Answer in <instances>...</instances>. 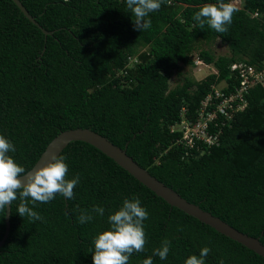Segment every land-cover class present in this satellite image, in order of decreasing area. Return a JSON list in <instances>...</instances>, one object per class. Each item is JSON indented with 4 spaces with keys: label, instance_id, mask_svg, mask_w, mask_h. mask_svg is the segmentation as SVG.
Here are the masks:
<instances>
[{
    "label": "trees",
    "instance_id": "trees-1",
    "mask_svg": "<svg viewBox=\"0 0 264 264\" xmlns=\"http://www.w3.org/2000/svg\"><path fill=\"white\" fill-rule=\"evenodd\" d=\"M33 24L12 0H0V135L11 141L14 162L29 170L48 142L72 128H89L124 148L141 167L234 228L264 244V86L244 93L245 107L226 122L219 141L190 150L170 127L189 121L212 84L239 86L233 62L264 70V0H239L225 33L193 19L206 4L230 0H165L149 14L152 26L134 30L126 0H20ZM257 12V16H252ZM220 40L229 54L201 48L197 59L214 70L200 80L189 76L170 85L193 50ZM67 179L80 177L74 198L61 194L29 206L44 219L30 221L10 204V227L0 247V264H93L94 239L111 226L108 217L125 199L139 198L149 216L143 222L145 248L128 264H185L211 249L205 264H264V258L218 232L140 183L113 159L87 142H69ZM94 206L104 215L80 224L78 216ZM0 210V239L5 230ZM171 242L167 259L154 250Z\"/></svg>",
    "mask_w": 264,
    "mask_h": 264
},
{
    "label": "clouds",
    "instance_id": "clouds-1",
    "mask_svg": "<svg viewBox=\"0 0 264 264\" xmlns=\"http://www.w3.org/2000/svg\"><path fill=\"white\" fill-rule=\"evenodd\" d=\"M165 0H126L134 23V30L146 31L151 28L152 21L149 14L158 11ZM235 0L228 3L206 4L197 11L193 19L199 23L200 28L207 24L218 33H225L233 21V14L238 12ZM11 141L0 135V210L19 199L17 211L21 217L30 221H43V217L29 206L37 202H51L56 194L67 199L74 198L73 189L80 183V177L67 179L69 168L66 157L57 156L50 163L26 173L24 167L14 162L9 152H15ZM105 209L94 206L91 212L82 211L78 216L80 224L93 219L92 213L103 216ZM149 213L141 206L139 198L125 199L122 207L114 214L109 215L110 228L96 236L94 239L93 264H128L133 252H141L145 248V230L143 222L148 219ZM171 242L162 241L161 247L154 250V254L161 260L167 259ZM209 247H203L197 255L190 256L185 264H205V258L210 254ZM142 264H153L151 257L143 260ZM220 264H224L223 260Z\"/></svg>",
    "mask_w": 264,
    "mask_h": 264
},
{
    "label": "water",
    "instance_id": "water-1",
    "mask_svg": "<svg viewBox=\"0 0 264 264\" xmlns=\"http://www.w3.org/2000/svg\"><path fill=\"white\" fill-rule=\"evenodd\" d=\"M12 1L33 24L38 26L43 31L45 35L51 34V31H47L42 28V26L36 21V19L31 14H29L20 0ZM76 140L87 142L90 145L96 147L98 150L113 159L120 167L134 176L140 183L145 185L156 195L163 198L169 205L174 206L182 210L186 214L191 215L201 222L213 227L218 232L246 246L247 248L253 250L264 258V244L260 242L258 237L248 235L234 228L219 217L211 214L206 210H203L199 207V205L187 201L175 190L166 186L163 182L155 178L145 168L141 167L136 161H134L133 158L126 153L125 148L127 144H125L124 148H121L103 135L89 128L78 127L67 129L58 133L48 142L38 159L35 161L32 167L26 171V173H30L38 169L39 167L44 166L46 163H50L55 157L59 155V153L69 142ZM9 216L10 205H8L5 209V230L2 238L0 239V247L4 243L5 238L7 237L9 232Z\"/></svg>",
    "mask_w": 264,
    "mask_h": 264
},
{
    "label": "built area",
    "instance_id": "built-area-1",
    "mask_svg": "<svg viewBox=\"0 0 264 264\" xmlns=\"http://www.w3.org/2000/svg\"><path fill=\"white\" fill-rule=\"evenodd\" d=\"M252 16H257V12ZM229 68L231 71H237L239 86L234 90L225 91L226 81L212 84L197 109V120L191 122L185 118L182 108L180 121L170 127L171 131L181 132L177 141L186 148V154L198 147V143L206 147L217 144L226 122L232 118L235 111L245 107L244 93L248 88L257 84L264 86V70H258L245 62H233Z\"/></svg>",
    "mask_w": 264,
    "mask_h": 264
},
{
    "label": "rangeland",
    "instance_id": "rangeland-1",
    "mask_svg": "<svg viewBox=\"0 0 264 264\" xmlns=\"http://www.w3.org/2000/svg\"><path fill=\"white\" fill-rule=\"evenodd\" d=\"M235 3H236V6L240 5L239 0H235ZM201 48L210 49L213 52L215 57L218 55L229 54L228 47L225 44L221 43V41L218 39L211 43L201 42L196 47V49L193 50V57L196 59L195 64L193 66H184L180 76L174 75L171 78V82H170L171 86H174L177 83L181 82V78L184 76H189L192 79L200 80L205 75H207L209 72L214 70L211 64L210 65L205 64L201 60L197 59L198 51Z\"/></svg>",
    "mask_w": 264,
    "mask_h": 264
}]
</instances>
